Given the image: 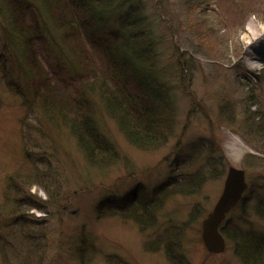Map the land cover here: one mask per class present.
<instances>
[{"label": "rangeland", "instance_id": "374dc122", "mask_svg": "<svg viewBox=\"0 0 264 264\" xmlns=\"http://www.w3.org/2000/svg\"><path fill=\"white\" fill-rule=\"evenodd\" d=\"M131 2L159 39L163 84L178 91L175 132L151 151L126 138L111 115L108 93L104 96L100 86L79 87L92 81L90 73L109 79L107 60L85 43L88 57L72 62H79L83 73L73 74L69 65H58L59 53L36 28L31 6L23 11L22 0H0V264H172L163 242L171 236H160L173 227L176 233L184 228L176 258L187 257L190 264H242L233 242L227 241L222 253H210L202 240V222L221 196L230 166L246 171L248 202L245 211L240 204L227 219L264 233V218L255 207L264 198V154L248 143L262 146L244 120L259 105L264 111V54L251 64L247 58L252 30L264 27V0ZM16 19L29 28L22 43L30 63L9 42L11 33L16 37ZM55 76L64 80L58 83ZM50 81L55 96L44 91ZM115 93L122 101L123 91ZM252 96L255 105H250ZM45 98L56 104L65 100L71 113L87 106L76 110L82 124L90 120L87 124L101 127L116 160L88 161L75 130L51 122L45 109L53 102ZM203 174L202 189L167 200L157 211V225L146 231L111 214L132 191L149 197L174 175L184 182ZM197 212L202 217L185 227ZM83 239L90 245L84 259L78 256Z\"/></svg>", "mask_w": 264, "mask_h": 264}, {"label": "trees", "instance_id": "16d2710c", "mask_svg": "<svg viewBox=\"0 0 264 264\" xmlns=\"http://www.w3.org/2000/svg\"><path fill=\"white\" fill-rule=\"evenodd\" d=\"M28 7L32 9V14L37 21L36 28L39 31L42 29L45 31L51 41V48L59 53L58 65H69L73 74L82 75V65L79 62H72L76 61L78 56L88 57L87 54L90 52L86 49L88 44L94 47L102 61L107 60L110 80L106 77L100 78L96 72L87 71L91 74L89 77L92 81L84 82L79 87L83 90L100 86L104 96L105 92L108 93L111 115L116 118L121 131L133 146L151 151L156 150L160 144H166L169 140L166 135L168 134L169 137V134L172 136L175 132L177 106L174 96L178 94V91H172L163 84L166 77L158 68V57L161 54L159 39L145 17H142L139 9H134L131 0H22V10L25 11ZM8 19L10 20V17ZM13 25L16 37L11 33L9 42L15 48L14 50L17 52L20 50L18 53H21L22 58L30 63L26 56L25 43H22V33L29 28L24 27L23 19L22 26L17 19ZM92 58L95 60L93 55ZM17 68L16 66V70ZM94 76L98 77L93 79ZM54 80L61 83L64 79L55 76ZM51 81L44 89L48 95H54L56 90L51 85ZM38 91L43 90L40 88ZM66 91L69 90L66 89ZM115 91H123L122 101ZM81 94H85L84 91ZM52 98L44 100V102L46 100L53 102L51 107L48 106L47 110L45 109L46 114L55 126L63 123L75 130L73 135L83 148L88 161L101 160L99 163L101 165L109 161L114 162L118 156L117 152L105 135L104 137L101 135V127L87 124L90 120L82 124L84 118H81L78 112L87 106H77V109L74 108L71 113L67 106L68 102L64 100L56 104ZM84 98H81V101ZM251 100L250 105L258 103L255 96H252ZM247 112L249 116L247 119L245 117V124L249 131L255 132L254 135L260 139L262 146L256 147L250 141L248 143L264 154V111L259 105L257 111ZM165 115L167 118L164 117ZM163 120L165 123H161ZM82 125L85 128H82ZM206 180L203 174L182 182V178L174 175L155 187L153 194L149 197L146 196L148 193L145 191H132L122 205L111 214L129 218L137 223L142 231H146L157 225V211L167 200L177 195L188 196L199 192ZM253 193L251 192V195ZM247 202L248 199L244 198L241 203L243 211L246 210ZM255 207L263 219L264 198H259ZM197 217L200 219L202 214L194 213L183 223L184 226L190 227ZM172 230L174 235L168 233ZM221 230L227 241L233 242L234 253L242 264H264V233L233 226L230 219H227ZM175 231L177 229L173 227L160 236V238L167 234L171 236L170 241L162 237L165 239L163 242L168 251L167 255L172 264H190L187 257L176 258L178 250L175 248L177 241L181 243L183 240L184 228H178V233ZM161 242L156 241L158 244ZM89 247L88 241L83 239L78 247V256L84 259L85 251L89 250Z\"/></svg>", "mask_w": 264, "mask_h": 264}, {"label": "water", "instance_id": "95a60500", "mask_svg": "<svg viewBox=\"0 0 264 264\" xmlns=\"http://www.w3.org/2000/svg\"><path fill=\"white\" fill-rule=\"evenodd\" d=\"M248 190L246 171L230 166L222 194L212 211L202 222V240L210 253H222L226 249V240L220 232L228 213L244 198Z\"/></svg>", "mask_w": 264, "mask_h": 264}, {"label": "bare ground", "instance_id": "6f19581e", "mask_svg": "<svg viewBox=\"0 0 264 264\" xmlns=\"http://www.w3.org/2000/svg\"><path fill=\"white\" fill-rule=\"evenodd\" d=\"M251 40H253V43H251L247 49L249 64H251L252 61L256 62L257 60H260L264 54V27L254 28L252 30ZM260 61H264V59H261Z\"/></svg>", "mask_w": 264, "mask_h": 264}]
</instances>
